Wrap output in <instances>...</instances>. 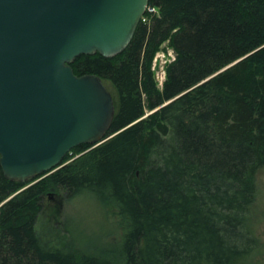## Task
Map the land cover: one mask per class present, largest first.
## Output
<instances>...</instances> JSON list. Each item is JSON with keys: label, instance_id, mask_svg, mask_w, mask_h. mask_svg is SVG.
<instances>
[{"label": "trees", "instance_id": "obj_1", "mask_svg": "<svg viewBox=\"0 0 264 264\" xmlns=\"http://www.w3.org/2000/svg\"><path fill=\"white\" fill-rule=\"evenodd\" d=\"M149 4L158 14L123 52L71 64L113 87L115 135L77 146L64 159L72 161L34 183L0 166V264H101L41 241L36 223L50 191L110 198L124 225V264H248L257 249L249 224L264 167V0ZM164 43L175 59L159 89L152 63Z\"/></svg>", "mask_w": 264, "mask_h": 264}, {"label": "water", "instance_id": "obj_2", "mask_svg": "<svg viewBox=\"0 0 264 264\" xmlns=\"http://www.w3.org/2000/svg\"><path fill=\"white\" fill-rule=\"evenodd\" d=\"M150 0H0V166L26 184L108 139L116 106L100 77L75 75L80 55L127 47Z\"/></svg>", "mask_w": 264, "mask_h": 264}, {"label": "rangeland", "instance_id": "obj_3", "mask_svg": "<svg viewBox=\"0 0 264 264\" xmlns=\"http://www.w3.org/2000/svg\"><path fill=\"white\" fill-rule=\"evenodd\" d=\"M170 50L167 43L162 44L153 59V67L156 59L154 75L157 78L163 75L165 64L173 56ZM156 81L157 87L161 89L162 82ZM105 85L116 100L111 84L105 82ZM69 159L68 162L72 161V157ZM255 186L256 197L249 225L259 245L248 256L247 262L264 264V167L257 171ZM123 226L110 198L97 197L86 190H81L73 197H67L63 192H48L43 197L42 210L36 223L37 233L44 244L97 259L101 264H124L121 260Z\"/></svg>", "mask_w": 264, "mask_h": 264}, {"label": "built area", "instance_id": "obj_4", "mask_svg": "<svg viewBox=\"0 0 264 264\" xmlns=\"http://www.w3.org/2000/svg\"><path fill=\"white\" fill-rule=\"evenodd\" d=\"M157 13H158V10H157V8L155 6L148 5L146 7L144 15L141 18V21L142 22H148L150 20V18L152 16L156 15ZM170 51L172 52L173 56H171V59H169L168 62L165 64L166 66H167V64L171 63L175 59L173 50L171 49ZM154 63L156 64V59H155ZM155 64H154V67L152 66V71L153 72L155 71ZM166 66H165V68H166ZM165 76H166V73H165V70H164L163 75L161 77H159V78H157L155 76V79L160 81V82H162V84H163L164 81H165Z\"/></svg>", "mask_w": 264, "mask_h": 264}, {"label": "bare ground", "instance_id": "obj_5", "mask_svg": "<svg viewBox=\"0 0 264 264\" xmlns=\"http://www.w3.org/2000/svg\"><path fill=\"white\" fill-rule=\"evenodd\" d=\"M90 148V147H89Z\"/></svg>", "mask_w": 264, "mask_h": 264}]
</instances>
